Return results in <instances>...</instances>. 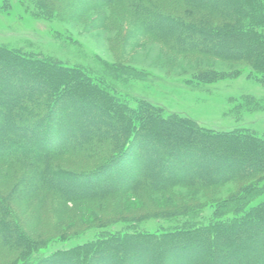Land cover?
Returning a JSON list of instances; mask_svg holds the SVG:
<instances>
[{
    "label": "rangeland",
    "instance_id": "1",
    "mask_svg": "<svg viewBox=\"0 0 264 264\" xmlns=\"http://www.w3.org/2000/svg\"><path fill=\"white\" fill-rule=\"evenodd\" d=\"M260 1L263 6L264 0ZM238 2L244 8L243 16L247 17L246 10L252 6L250 1ZM188 27L205 31L209 38L220 33L235 37L231 32L223 33L192 23ZM143 30L122 5L108 0H0V46L18 50L26 56L59 62L47 66L49 74L57 72L58 67L62 66L81 69L85 75L79 73L74 87V73H61L63 82L71 83L70 93L73 95L84 92L81 88L85 89V81L98 87L84 93L86 100L77 102L81 112L85 113L83 115L87 123L84 128L88 134L104 131L113 146L118 139H114L113 130L125 127L130 118H138L155 133L161 132L170 137L174 132L164 129L169 123L164 122V127L159 128L154 122L161 118L177 119L184 123L172 120L170 124L173 127L178 124L183 126L170 129L179 130L186 138L182 140L193 141V138L196 143H201L207 157L224 153L232 160L218 165L203 157L199 160L202 165L197 175L189 177L187 181H178L167 191L159 189L152 192L137 188L133 192L111 194L108 198L91 202H70L46 191L29 197L17 192L16 197L10 196L5 201L3 208L10 212L13 208L20 221L11 227L15 225L28 242L13 249L11 254L4 252V249L0 251V264L37 263L62 252L79 257L80 254L74 251L82 246L106 239L107 236L129 239L127 236H131L134 231L160 236L175 229L186 230L206 240L203 245L207 251L202 255L205 259L215 255V264H227L222 251L225 248L244 247L241 244H228L220 248L215 240L205 238L199 228L215 221L217 213L229 212L224 207L227 201L248 196L251 187H264V179L260 180L261 176L257 174L260 167H256L251 160H264V144L260 142H264V65L258 63V56H261L259 52L263 51L259 37H264V18L258 19L252 28H244V34L235 43L228 39L219 43L221 54L202 50L198 44H187L188 50L170 47L171 38L179 37L184 31L181 28L152 34ZM161 35L169 37L164 39ZM192 35L194 39L198 36L197 33ZM186 40L189 41V37ZM245 46L252 49H246ZM104 71L103 76L101 72ZM108 72L117 77H107ZM48 73L45 72V76L50 79ZM105 93L128 107L127 110H120L122 117L119 119L116 118L117 102L112 105L106 102L102 97ZM24 100L26 97L19 99L20 102ZM141 108L146 114H134L133 111H140ZM152 109L159 113L150 112ZM106 115L111 118V127L108 125L110 121L106 122ZM95 121H101V127L95 128ZM195 129L209 131L211 141L197 139ZM235 131L238 135L244 134L236 142L215 136V133ZM248 134L257 143L253 147L245 141V135ZM108 147L105 144L106 150ZM107 152L104 155L108 156ZM87 155L84 152L62 155L54 160V164L67 173H79L100 167L107 157L103 155L101 159H90ZM235 161L239 165L231 170V163ZM15 168L9 163H0V198L11 195L21 180V170L18 174ZM155 171L153 167L144 172L155 174ZM240 172L249 178L238 175ZM207 173L212 174L210 181L215 182L203 183ZM152 179L157 186H163L166 181L156 176ZM74 188H70L69 194L81 196L82 192ZM91 189L88 193L83 192V196L90 195ZM258 200H264V195ZM239 206L235 207L236 210ZM173 211L181 213V216H170L169 213ZM189 214L195 215V220L190 226H183ZM230 215L227 213L219 220L224 221ZM223 231L221 234L228 237L230 233ZM160 245L163 250L165 242ZM221 251L223 257H219ZM187 252L188 257H191L198 251L191 249ZM253 256L254 253L247 254L245 258L252 261ZM62 259L64 261L66 258ZM157 260L159 264H173L168 258L160 257ZM197 264L209 262L206 259Z\"/></svg>",
    "mask_w": 264,
    "mask_h": 264
},
{
    "label": "trees",
    "instance_id": "2",
    "mask_svg": "<svg viewBox=\"0 0 264 264\" xmlns=\"http://www.w3.org/2000/svg\"><path fill=\"white\" fill-rule=\"evenodd\" d=\"M108 1L122 5L124 10L132 14L136 24L141 29L143 28L144 32H151V34L166 33L174 31L176 28L183 29L184 31L179 37L171 38L170 47H183L186 50L187 44H198L202 46V50L215 54H221L219 51L221 44L219 43L224 39L235 43L244 34V28H252L258 19L264 18V5L262 6L260 0H248L252 6L246 10L247 17L243 16L244 8L241 7L238 0H233V3H231L232 0ZM195 16L197 17L195 18ZM212 18L218 19L217 22ZM178 21L184 25L179 24ZM191 23L198 25V27L210 28L223 33L231 32L235 37H227L220 33V35H213L212 38H209L210 36L205 31L188 27ZM194 33L198 34L195 39V36L192 35ZM161 37L166 39L169 36L161 35ZM188 37L189 41L186 40ZM259 38L262 40L263 51L259 52L261 56H258V63L264 65V37L260 36ZM213 40L214 42H212ZM245 40L250 43L247 39ZM245 48L252 49L248 46ZM53 63L60 64L47 58L26 56L18 50L0 46V163H9L16 167L14 170L18 174L21 170V180L16 189L11 195L8 194L7 197L0 198V251L4 249V252L11 254L13 249L28 242V239H24L21 233L16 230L15 225L11 227L14 223L18 225L20 221L13 208L11 212L3 208L5 201H8L10 196L16 197L17 192H22L23 195L29 197L46 191L57 194L70 202H91L92 200L108 198L111 194L133 192L137 188L152 192L159 189L167 191L175 183H179L178 181H187L190 180L189 177L197 175L202 165L199 160L203 157L211 159L218 165L232 160L229 155L216 151L217 154L214 157H207L204 155L207 153L201 143H196L193 138V141L182 140L181 138H186L180 134L179 130L170 129L171 127L175 128V126H183L178 124L173 127L170 124L169 121H178L177 119L161 118L154 122L159 128L164 125V122L169 123L165 125L164 129L173 131L174 135L167 137L161 132L155 133L152 128L146 127L140 119L130 118L126 121L125 127L113 130L114 139L118 138L113 146L109 141V135H106L104 131L88 134L84 125L76 131V122L85 118L83 115L85 113L81 112L77 102L86 100V97H83L84 93L98 89V87L93 86L89 81H85V89L81 88L84 92H78L83 95H73L70 93L71 83L63 82L61 73L67 71L74 73L76 76H74V87L77 85L76 80L79 73L84 74L83 71L77 67L70 69L62 66L58 67L57 72L54 71L49 74L48 67H51ZM45 72L51 75L50 79L45 76ZM112 72H108L107 77L110 76V78L115 79L117 75ZM101 73L104 76L105 71ZM22 97H26V100L20 102L19 99ZM102 97L110 104L117 102L116 99L108 97L106 93ZM35 98L37 100H32ZM117 104L118 107L115 108L116 118L119 119L122 117L120 110H127L128 107L119 102ZM111 111L113 112L112 109ZM133 112L134 114L139 112V114H146L143 108ZM150 112L157 115L156 112L158 111L155 112V109H152ZM100 122H94L95 128L101 127ZM106 122L111 127V118L108 115H106ZM208 133L209 131L195 129V137L199 140L208 141L212 137ZM243 135V133L238 135L236 131L215 133L218 138H230L235 142L241 139ZM145 138H149V140ZM245 141L251 147L257 144L254 139L250 138L249 134L245 135ZM260 142L264 144V142ZM105 144L109 146L107 149L108 156L104 155L107 152ZM152 144L154 147H151ZM78 152L88 153L87 156L90 159L107 157L100 167L79 173H67L66 170L58 169L54 164L57 157ZM163 154L164 156H162ZM150 160L152 162H148ZM251 160L256 167H260L257 170V174L261 176L259 179H264V160L257 158H251ZM231 164H233L230 167L232 170L238 167L239 162L235 161ZM158 165H160L159 169L157 168ZM116 167H119L117 171L115 170ZM153 167L156 168L155 174L144 172ZM119 169L123 171L120 172ZM219 174L226 173L219 172ZM210 175L212 174L207 173L203 183L215 182L210 181ZM238 175L249 178L244 172H240ZM249 175L252 176V174ZM155 176L159 179L161 177V181L166 180L165 184L157 186L152 179ZM215 176L218 177L219 175ZM126 181L129 182L126 183ZM62 183L64 184L60 185ZM123 186L129 188H122ZM72 187L81 191L82 195L71 196L69 193ZM259 187L249 188L252 191L248 196L226 202L224 207L230 210L227 212L232 216H229L230 219L220 221L219 217L227 214L220 212L215 215V221L212 219L213 221H210L208 225L199 228L205 238L215 240L220 248H224V245L226 247L228 244L229 246L236 244L244 246L240 249L229 247V249L222 250L227 259V264H237V262L240 264H264V253L262 252L264 249V200H258L264 195V187ZM90 188H93L90 195L83 196V192L88 193ZM236 206L240 208L236 210ZM180 214L174 211L169 213L173 217L181 216ZM188 217L187 221L182 224L183 226H190L195 220V215L189 214ZM223 230L230 233L228 237L221 234ZM132 233L131 236H127L129 239L122 240V237L119 236L118 238L107 236L110 239L106 238L82 246L74 251V253H78L77 255L80 254L79 257L69 252H62L39 260L37 263L29 261L26 264H159L157 259L160 257L168 258L173 264H197L206 259L209 264H215L213 258L215 255L206 257V259L202 255L207 251L203 245L206 240L189 234L186 230L175 229V231L163 233L160 236H152L140 231ZM118 235L125 236V234ZM166 237L167 239L164 240ZM163 242H165V247L161 250L160 243ZM191 249L198 252L188 257L187 251ZM149 251L151 255H149ZM222 251L219 255L222 254ZM252 253H254V259L252 261L247 260L246 255ZM62 258L66 259L63 261ZM210 258H213V261Z\"/></svg>",
    "mask_w": 264,
    "mask_h": 264
},
{
    "label": "bare ground",
    "instance_id": "3",
    "mask_svg": "<svg viewBox=\"0 0 264 264\" xmlns=\"http://www.w3.org/2000/svg\"><path fill=\"white\" fill-rule=\"evenodd\" d=\"M86 123H87V121H86V118H82V119H80V120H78L77 122H76V127H75V129H76V131H78L80 128H81V126H83V125H86ZM156 145H159L158 143H156ZM148 162H152V160H150V161H148ZM127 182H129V181H126V183ZM118 184V183H117ZM151 263V262H150Z\"/></svg>",
    "mask_w": 264,
    "mask_h": 264
}]
</instances>
